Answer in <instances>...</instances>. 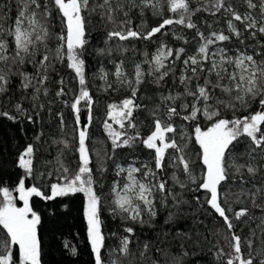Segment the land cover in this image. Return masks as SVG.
<instances>
[{
  "label": "snow or ice",
  "instance_id": "6c2138e0",
  "mask_svg": "<svg viewBox=\"0 0 264 264\" xmlns=\"http://www.w3.org/2000/svg\"><path fill=\"white\" fill-rule=\"evenodd\" d=\"M243 3L247 11L241 14L231 0H139L138 3L137 0H128L129 10L132 7L139 9L142 17L146 10H150L153 16L161 17L156 26L140 31L129 26L130 19L116 23L117 12H123L128 17V11H124L125 5L121 2L114 5L112 0H19L14 28L6 29L0 22V64L6 66V70L0 68V95L8 92L11 78L15 76L20 78V88L24 92L32 90L31 100L35 102L41 94L48 95L49 89L45 85L50 79L49 69H54L59 63L71 70L78 81L79 90L71 103H64L75 117L73 132L78 145L75 148L78 161L75 172L69 174L70 169L61 159L64 151H59L55 165L60 175L56 183L50 184L49 192L46 193L39 186L26 185L27 178L36 179L45 174L37 166L38 149L35 144L27 143L18 153L15 167L22 170L23 175L18 177L14 187L17 195L14 196L8 186H0V228L4 233L0 238V264H41V242L37 232L41 217L33 209L32 200L38 197L51 201L76 193H82L86 198L84 216L94 264H118L115 259L106 261L102 251L107 250L111 256L117 250L106 249L105 246L100 219L102 197L94 187L93 168L90 167L92 160L86 143L94 100L87 85L83 56L88 44L87 26L95 13L100 15L101 20L113 25V29L107 32V40H151L156 34L167 35L162 30L174 24L195 30L194 39L198 38L195 51L190 55H186L184 47L173 49L161 41L150 58L149 53H144L143 63L149 65L147 73L141 63H136L130 78L124 71L123 61L115 64L113 76L118 87L114 90L126 91L127 94L119 102L107 105L104 129L113 151L134 147L138 142L150 150L151 159L150 163H144L141 167H136L135 162L127 168L116 165V175H126L123 183L114 181L110 189L113 216L144 224L145 217L155 219L158 204L167 207L169 198L177 207L185 203L181 198L183 190L192 184L195 189L188 190H203V203L222 218L230 234L225 239L231 251L225 253L221 248L216 253L217 258L227 256L226 264H264V215L258 218V236L256 229L248 224V220L257 219L251 215L249 207L234 210L228 200L229 195H235L233 203L244 204L241 197H245L251 207L259 208L264 213V182L259 187L255 183L258 176L264 181V52L249 54L240 49L232 52L222 46L224 42H230L233 36L240 43L244 42L236 22L243 25L244 31L249 32L253 39H256L257 33L264 36V0H243ZM200 12H208L213 16L222 13L227 17L226 29L211 30L212 25L207 24L210 31H201L193 21V17ZM166 13L174 16H167ZM57 17L61 28L56 33L58 43L51 49L48 47L52 35L49 28ZM173 36L183 40L184 44L189 43L182 35L173 33ZM258 43L264 48V43ZM40 45L45 48L43 53L39 52ZM98 51L103 54L105 50ZM121 51L126 52L127 49L122 48ZM9 61L16 67L15 71L12 66H8ZM177 62L181 65L179 75L176 73ZM26 64L32 65L34 71L31 74L25 69ZM146 77H152L149 82L157 87L163 86L171 77L172 87L166 94L159 93L158 103L151 108L141 104L138 97ZM99 78L105 81V90L113 88L103 68ZM56 83L61 87L55 96H64V78L60 77ZM177 85L182 87V91L175 90ZM82 102L88 110L87 122L81 119ZM253 104L257 107L252 108ZM33 107L37 105L34 103ZM13 108L19 117L35 123L33 116L20 102L13 104ZM221 109L230 112L231 117L222 115ZM141 110L147 111L150 117L149 131L144 136L139 131L135 115ZM238 110L240 115L236 114ZM18 116L8 111L0 112V117L13 122ZM58 116L63 132V113H58ZM177 118L188 123L192 130L191 136L182 124H176ZM202 121L206 122L204 126ZM42 135H37L35 141H40ZM193 139L198 145L195 151L201 167L198 175L193 167L196 161L192 158V152L187 150L188 142ZM53 143L63 144L64 149L70 147L66 139L54 140ZM242 144L243 151H239ZM43 163L48 165L52 161ZM104 170L101 166V171ZM47 175L51 177L53 173L49 171ZM246 176L253 181L252 188L243 187L249 182ZM234 178L240 181L239 193H232L230 186L225 191L229 181ZM177 188L179 192L175 191ZM157 193L160 195L159 200L156 198ZM17 199L22 202V206H17ZM196 199L199 203L200 198ZM228 213L232 214L231 217ZM243 217H248V220L242 221L249 227V235L243 239L247 254L242 250V237L234 230L236 225L233 223V220L241 221ZM171 219L170 213L168 220ZM124 232L129 235L120 238L118 251L124 257H135L136 254L130 250L133 243L130 237L134 235V230L129 226L124 228ZM256 240L260 242L259 247H254ZM12 246L18 247V256L13 253ZM148 250L149 244L144 243L139 257L143 258ZM72 251L75 254V249ZM155 251L159 253L162 250L157 247ZM152 264H164V261L157 257L152 260ZM188 264H195V261L191 260Z\"/></svg>",
  "mask_w": 264,
  "mask_h": 264
},
{
  "label": "trees",
  "instance_id": "16d2710c",
  "mask_svg": "<svg viewBox=\"0 0 264 264\" xmlns=\"http://www.w3.org/2000/svg\"><path fill=\"white\" fill-rule=\"evenodd\" d=\"M115 5L117 2L124 3V11H128V17L123 15V12H117L116 23L125 19H130L129 25L134 30L145 31L157 25L161 17L153 16L150 10H146L144 16L140 15L139 9L132 7L129 10L128 0H112ZM139 0H137V3ZM231 3L241 14L247 11L243 0H231ZM19 0H0V22L3 23L6 29L14 28V20L19 12ZM256 15V13H253ZM167 16H174L172 13H166ZM222 13L213 16L208 12L197 13L193 17V21L198 25L201 31L207 33L210 29L207 24L212 25L211 30L226 29V21ZM237 23V27L242 32L243 43H240L234 36L230 42H224L222 46L235 51H247L249 54L256 52H264V48L259 46V43H264V36L257 33L256 39H253L249 32L244 31L243 25ZM87 40L88 44L84 52L85 60V74L89 91L93 97L94 104L92 107V120L88 125V140L87 146L89 148L93 168V178L95 180L94 187L99 195L102 197L101 205L102 211L100 219L102 221V232L105 236L106 249H116L111 256L107 250H102L106 261L116 259L118 264H152V260L159 259L164 261V264H188L189 261L194 260L195 264H226L227 256L217 258V251L223 249L225 253L231 251L228 247L225 237L229 236L226 225H224L222 218L215 214L206 204L203 203L205 193L200 191H189L188 189H195V185L189 184L188 188L183 190L182 200L185 203L178 207L174 206L171 198L168 200L167 207H160L157 205V216L153 220L145 217V223L140 224L130 220H124L121 216H113L112 214V196L110 189L114 181L120 178L116 175V165L127 166L135 162L138 167L144 163H150L151 153L140 143H136L131 148H120L113 151L112 143L104 129V122L107 119V105L113 102H119L127 94L126 91L114 90L118 87L115 82L113 73L115 71V64L120 61L124 62V71L131 78L134 73V66L136 63H141L142 69L147 73L149 65L144 64V53H149V58L161 41L166 43L169 47L176 49L184 47L186 55L193 54L197 45L195 38V30L183 28L179 25L167 26L164 32L167 35L156 34L151 40L143 39H129L127 41H119L118 39L107 40V32L113 29V25L107 21L101 20L98 13L90 17L88 24ZM61 28L59 17L52 20L49 28L52 33L48 47L54 49L58 41L56 40V33ZM173 33L182 35L189 40L188 44H184L183 40L174 38ZM126 48V52L121 49ZM99 49H104V53L100 54ZM110 50V51H109ZM45 48L40 45L39 52L43 53ZM39 59V56H37ZM259 59V57H257ZM8 66H12L11 61ZM13 71L16 70L15 66ZM25 69L31 74L34 69L31 64H26ZM180 63L177 62L176 73L179 75ZM0 68H5L4 64H0ZM101 68L108 73V82L113 83L112 89H106L105 81L99 78ZM50 79L45 85L48 89V95L41 94L39 99L35 102L31 100L32 90L29 89L24 92L20 88V78L12 77L7 93L0 95V112L8 111L12 115L18 114L13 108V104L20 102L28 114L32 115L35 123L29 122L24 117H19L13 122L6 117H0V186H8L13 190L18 181V177L23 175L22 170L15 167L18 153L26 146L27 143H34L38 149L36 156L38 159V168L40 172L45 173L43 176H37L36 179L27 178L26 185H36L46 193L49 192L51 183L57 182V177L60 175L56 171L55 157L61 150L64 155L61 157L64 164L70 169V173L75 172L77 168L78 152L75 148L78 146L74 139L73 128L74 114L70 107L66 106L64 101L72 102L74 96L78 94V81L74 78L75 74L66 68L65 65L57 63L54 69H49ZM64 78L65 95L56 97L55 92L59 90L61 85L56 83ZM152 77H146L145 83L141 85L138 93L139 102L147 105L149 108L155 103H158V94L167 93L171 85V77H169L163 86L157 87L149 81ZM177 91H182V87L177 85ZM151 97V99H148ZM37 107H33V104ZM43 105L42 108L39 105ZM257 105L253 104L252 108ZM248 111H251L249 109ZM38 113V115H37ZM58 113H63L64 130L60 129V117ZM222 115L227 114L231 117V113L221 109ZM237 115H240L238 110ZM244 114H247L245 112ZM88 110L84 102L81 103V119L87 122ZM139 124V131L142 136L149 131L150 117L147 111L141 110L135 114ZM112 123V121H108ZM206 122L202 121V126ZM177 125H183L189 136L192 130L188 127L187 122H183L177 118ZM114 128L118 126L113 124ZM131 133V130H129ZM43 133L40 141H35V137ZM68 140L70 147L64 149L63 144L53 143L54 140ZM243 139V138H242ZM244 145L240 146L239 151H243ZM188 151L192 152V158L196 161L193 166L195 173L198 175L201 171L199 160L195 156V151L198 150V145H195L194 139L188 142ZM44 161H52L51 164L45 165ZM243 162V161H241ZM103 166L104 171H101ZM51 171L53 175L49 177L47 173ZM264 175V173H262ZM248 183L244 184V188H252L253 181L247 176ZM264 182L258 176L255 180L259 187ZM171 186V181H169ZM231 187L232 193H239L240 181L234 178L229 181L225 187ZM175 191H180L179 188ZM196 197L200 198L197 202ZM157 200L160 199L159 193L156 194ZM245 201L244 204H235V195H229V203L232 204L234 210H239L241 207L247 206L250 213L257 219L248 220V217L241 218V221L233 220L236 225L235 231L242 237V250L247 254V247L243 244L244 237L249 235V227L245 226L242 221L248 220L249 226L256 229L257 235L260 234V229L256 228L259 223V217L264 215L259 208L251 207L247 198L241 197ZM260 202L259 200L257 201ZM17 206L21 203L17 199ZM86 198L82 193L72 194L66 197H59L55 200L44 201L41 198L34 197L32 200L33 209L40 215L41 223L38 225L37 232L41 242V264H94V255L91 251V246L87 237V220L84 216V206ZM227 207V205H225ZM172 214V219L168 220L169 214ZM231 217V213H228ZM166 221H168L166 223ZM131 226L134 230V235H131L133 243L130 245V250L135 253V257H124L119 251L120 238L129 235L124 232V228ZM4 235L3 229L0 228V238ZM149 244V250L145 253L143 258L139 257V252L143 250V244ZM260 242L256 240L254 247H259ZM159 247L162 251L157 253L155 250ZM75 249V254H73ZM12 251L18 256V247L12 246ZM187 253V255H184Z\"/></svg>",
  "mask_w": 264,
  "mask_h": 264
},
{
  "label": "rangeland",
  "instance_id": "374dc122",
  "mask_svg": "<svg viewBox=\"0 0 264 264\" xmlns=\"http://www.w3.org/2000/svg\"><path fill=\"white\" fill-rule=\"evenodd\" d=\"M232 52H234V51H232ZM232 52H230L229 54H232ZM133 164V163H132ZM130 165V164H129ZM129 165H127V166H121V167H124V168H127ZM135 166L136 167H138V165H136L135 164ZM126 174H121L120 176H118L120 179L119 180H117V181H120L121 183H123V179H124V176H125ZM142 175V173L141 174H138V178L140 177ZM21 204L18 206V207H20V206H22V202H20ZM116 260V259H115Z\"/></svg>",
  "mask_w": 264,
  "mask_h": 264
}]
</instances>
